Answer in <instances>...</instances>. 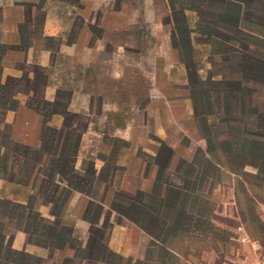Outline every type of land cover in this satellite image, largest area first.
<instances>
[{
	"label": "crops",
	"instance_id": "1",
	"mask_svg": "<svg viewBox=\"0 0 264 264\" xmlns=\"http://www.w3.org/2000/svg\"><path fill=\"white\" fill-rule=\"evenodd\" d=\"M75 1L0 4V250L38 264H215L221 254V264H260L264 0H162L154 14L166 16L169 44L154 56L146 106L160 101L164 118L151 125L154 109L148 122L128 117L97 70L105 33L131 25L126 7ZM116 47L106 78L123 87L130 61L126 43ZM86 173L87 195L73 185ZM118 191H155L170 209L140 225L112 209Z\"/></svg>",
	"mask_w": 264,
	"mask_h": 264
},
{
	"label": "rangeland",
	"instance_id": "2",
	"mask_svg": "<svg viewBox=\"0 0 264 264\" xmlns=\"http://www.w3.org/2000/svg\"><path fill=\"white\" fill-rule=\"evenodd\" d=\"M8 0H0V4L2 3H6ZM19 1L24 7H28L30 4L29 3H33L35 2L36 4L40 3V0H17ZM71 1V0H69ZM168 1V5H170V3L172 2V0H167ZM16 2V1H15ZM161 2L162 0H114L112 3L113 8L115 9H119L123 7H126V21H128V18L130 16L131 18V25L129 26V28L124 31V30H115L113 32H111L109 35H107V33H105V36L108 39V43L105 44L103 51L100 54V62L98 63V74L101 77V80L103 82V84H108L109 86L111 85V87H113L114 91L117 92L116 97L114 96V99L120 104L123 105L121 107H124V109L127 111L126 115L129 117L131 116L130 114L132 113V111H140V115H138V120L143 121V119H145V121L148 122V117H143V111L145 113L148 111H152L149 110L150 108H153L154 112H153V117L154 119L151 120V123L149 121L148 125L154 124L155 121H159L162 120L164 118V114L162 109V105L160 101H156L154 103H152L151 106H146L148 104V98H149V91H150V85L151 82L149 80V75H152L153 73H155V69L153 67V60H154V56L156 54V52L158 53L161 49L163 50V52H165L166 50V46L167 44H169V38H168V31L165 29L167 28L166 25V16H163V14H154L155 10L161 11ZM102 10V7L100 9V11ZM1 11V9H0ZM123 15H116L115 19L117 22H120L122 20ZM158 23V25H161L160 23H162L161 29H157L158 31L155 32L154 30V24ZM164 29V30H163ZM163 30V31H162ZM95 36H102V32L100 30L96 31V33H94ZM3 37V34H1L0 32V38ZM110 40V41H109ZM126 43V49H125V56L128 58V60L130 61V64L125 65V71L127 74V82H124V86H119L118 82H113L111 83V81H108V79L106 78V74L113 71L116 68V65L118 66L117 62H113L110 63L107 60L112 56V53H116L117 50V45L119 44H125ZM115 46V47H114ZM1 49V48H0ZM166 53V52H165ZM123 61V58L121 59ZM120 60V61H121ZM115 61V60H114ZM119 64L120 68H124L122 66V62ZM159 67V70H157L158 73H160L159 77H158V81H161V71H162V66H163V62H158V64H156ZM188 65V67L192 66L190 64H186ZM190 65V66H189ZM135 81L137 82L136 84H139V86H142V91L140 92L139 97H135L132 95L133 89L131 88V84L132 82L135 83ZM119 88H122V90H119ZM120 91V92H119ZM147 107H149L147 109ZM179 111H177L178 113ZM138 136V133H137ZM136 136V137H137ZM120 145L119 141H115L114 143V150L117 148V146ZM110 158H106L107 163L110 162L109 160ZM200 159V158H199ZM197 160V163L200 162V160ZM202 161V160H201ZM88 167V166H87ZM159 176V175H158ZM90 181V175L89 173H86V176L81 179L78 182H81V185L86 186ZM196 184L202 188L203 187V176L200 175L197 177L196 179ZM136 192V191H135ZM135 192H131V196L130 197H135L134 194ZM124 194H128V193H124V191L121 192H117L116 193V198L115 201H117V203L122 204L124 206V208L122 209H118L120 211H117L118 214L129 218L133 221L132 218H134V216H137L136 218H138L140 220V216H139V208L138 206H136L133 201L125 203V199L122 198V196ZM259 198L261 200H264V189L260 190L258 192ZM201 199V197H197V201H199ZM124 200V201H121ZM202 200V199H201ZM152 205L153 210L155 212V214L160 213L159 215H165V213H167V211L170 209H166L164 207L165 203H164V195L162 196L161 194L157 195L154 200L152 199ZM150 202V203H151ZM198 204V203H197ZM14 206V205H13ZM120 207V206H119ZM19 207H13L9 209H6V212H14L17 211ZM5 209V208H4ZM10 210V211H9ZM27 215V214H26ZM228 224H230L231 222H227ZM140 224V223H139ZM141 225V224H140ZM199 225V224H198ZM201 228H199L201 231H207L209 227H207V224L202 223L200 224ZM258 226V229L256 231V236L258 238V243L260 246V254H261V262L260 264H264V222H260L258 224H256ZM25 229L29 230L30 232L33 231H38L37 228V223L36 225L34 223H28L26 225L23 226ZM41 230H44V228L42 227ZM40 230V232H42ZM259 230V231H258ZM36 241H41V243H43L44 241L42 239H37L35 238ZM192 242H195L196 246L198 248L200 247H206L208 242L207 241H203L201 239H194L191 240ZM67 247L70 244V242L66 243ZM7 245V244H5ZM4 245V248H7ZM61 246V245H60ZM58 248V247H55ZM1 249V248H0ZM15 254V255H14ZM225 257V259L227 260L229 257H227L225 254H221V256H219L215 262V264H221L223 261V258ZM9 258V263H15V264H22L24 262H31L33 264H38L39 261L38 260H29L25 255H21L19 253H15L12 252L11 253H7L5 251V253L3 252V250H0V264H7L6 261H4V259ZM12 259V260H11ZM232 259V258H231ZM256 259V258H255ZM257 260V259H256ZM234 264V263H232Z\"/></svg>",
	"mask_w": 264,
	"mask_h": 264
},
{
	"label": "trees",
	"instance_id": "3",
	"mask_svg": "<svg viewBox=\"0 0 264 264\" xmlns=\"http://www.w3.org/2000/svg\"><path fill=\"white\" fill-rule=\"evenodd\" d=\"M71 3H75L76 1L75 0H71L70 1ZM37 28V27H36ZM21 32L22 31H24V30H26L27 32H28V34L30 35L31 33H35V29H27V27H25V29H24V26L22 27L21 26ZM33 33V34H34ZM28 36V35H27ZM26 43H27V40H24V39H22L21 41H20V44L18 45L20 48H22V46H24V45H26ZM137 82L135 81V83H133L132 82V84H131V88L133 89V92H132V95L133 96H135L136 98L137 97H139V95H140V92L143 90L142 89V86L140 85L139 86V84H136ZM58 108H60V106L58 107ZM124 108V107H123ZM120 115V114H119ZM117 116V118H119L118 117V115H116ZM49 131V133L51 134L50 135V137L53 139V138H57V135H60V133L59 132H55V131H53V130H50V129H46V132H48ZM64 138H65V134H61ZM22 148V150L23 151H27L28 150V148L26 147V146H23V147H21ZM24 148V149H23ZM45 149H48V146L45 148ZM88 168V167H87ZM88 170H89V172H90V167L88 168ZM67 174V173H66ZM76 183V182H75ZM73 183V185L78 189V190H80V191H82V193H84L85 195H87L88 193H89V189H87V187H84V186H82V185H80L79 183L80 182H78V183ZM176 195H177V193L176 192H172V191H169L168 192V194H166V197H165V199H167V198H170L171 196H173V198L174 197H176ZM134 196L135 197H130L129 195H126V194H124L123 196H122V198L123 199H125V203H127L126 201L128 200L129 202H131V201H133V203L136 205V206H138V208H139V216H140V220L138 219V218H136L137 216H134V218H132L133 219V221H135V222H137V223H140V221H141V219H145V216H147L148 214H155V212H154V210H153V205H152V199L154 200V198L157 196V194L155 193V191H149V193H146V192H143V191H136L135 192V194H134ZM131 201H130V200ZM146 199L148 200V201H146ZM121 201H124V200H121ZM151 202V203H150ZM90 204V203H89ZM91 204H92V202H91ZM120 206V207H119ZM121 206H122V208H124V206L122 205V204H118L117 203V201H115V202H113L112 203V209H115V210H117V211H120V210H118V209H122L121 208ZM88 218V217H87ZM89 219V221H90V219H91V217H89L88 218ZM141 225H143L144 226V223H140ZM97 228V229H96ZM51 230L52 231H54L55 230V227L53 226V228H51ZM90 233H91V235L92 236H95V237H97V239H98V241H100L101 242V244H100V247H105L104 245H102V242H103V230H102V226L101 227H94L93 226V228H91V231H90ZM4 261H6V262H9V258H5L4 259Z\"/></svg>",
	"mask_w": 264,
	"mask_h": 264
}]
</instances>
